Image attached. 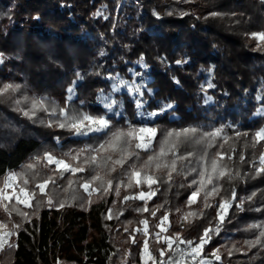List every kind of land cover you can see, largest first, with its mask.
<instances>
[{"label": "trees", "instance_id": "16d2710c", "mask_svg": "<svg viewBox=\"0 0 264 264\" xmlns=\"http://www.w3.org/2000/svg\"><path fill=\"white\" fill-rule=\"evenodd\" d=\"M261 31L264 0H0V87L20 85L0 95V180L9 172L22 174L29 188L47 177L55 180L46 190L54 206L39 194V203L33 201L31 207L6 201V211L0 204V222L15 230V246L0 249V264H142L145 240L158 258L161 247L167 249L156 235L164 214L175 248L162 259L170 262L179 257L177 247L188 246L176 235L198 242L205 228H216L218 205L224 200L231 207L203 254L210 264H264V238L255 247L246 243L264 231L250 227L264 224V174L255 175L264 141L252 146L255 131L264 127V42L251 35ZM117 79L124 88H117ZM128 83H140L141 94ZM70 86L76 95L69 101ZM101 93L114 95L111 110L101 103ZM43 98L67 104L70 114H106L110 128L80 136L46 126L55 119L41 106L32 118L24 114L33 99ZM154 111L159 114L147 115ZM129 124L157 129L149 148L121 141L98 153L84 152L72 163L85 171L75 174L53 172L55 165L42 159L46 152L64 158V153L75 155L86 146L98 148L112 131L127 130ZM189 127L198 132L168 137L165 154L159 155L168 132ZM216 128L223 129L220 136H203ZM237 132L248 135L237 137ZM217 152L227 153L220 163L228 165L233 179L215 181L218 194L211 193L205 180L189 205V196L199 187V172L215 175L211 162ZM128 153L138 156L129 158ZM92 156L96 162L85 163ZM149 156L154 159L145 166ZM172 160L176 171L167 181L171 168L163 165ZM133 165L140 175L130 181ZM97 173L101 179L85 192L81 185ZM147 175L160 177L151 186L154 195ZM193 179L197 185H191ZM142 191L151 198L140 200ZM205 192L211 193L210 207H205ZM61 201L64 207H59ZM145 205L150 210L162 207L153 217L137 210ZM13 207L28 213L27 218ZM142 220L148 221V235L140 231ZM217 248L219 261L211 255ZM190 260L186 264H196Z\"/></svg>", "mask_w": 264, "mask_h": 264}, {"label": "snow or ice", "instance_id": "6c2138e0", "mask_svg": "<svg viewBox=\"0 0 264 264\" xmlns=\"http://www.w3.org/2000/svg\"><path fill=\"white\" fill-rule=\"evenodd\" d=\"M215 15V14H214ZM254 38H256L260 42H264V31L258 32V33H252L251 34ZM257 47H260V44L258 43ZM3 62V54L0 53V63ZM75 84V82H73ZM209 87H212L211 84H209ZM20 88V85H12V84H5L3 87H0V95H4L8 93L9 91H17ZM139 91V89H136ZM67 92L69 93L67 99L70 101L72 99V94H74V87L70 86L67 89ZM101 97L104 99H107L106 97H103V93H101ZM28 98L25 97V100ZM36 100L33 99L32 104L33 107L29 109V111L24 112L26 116H29V118H32L33 116L36 115L35 109L37 106H41L42 110L45 112H48L51 116L56 117L55 120H49L46 124L48 127L56 126L59 128H67L68 130L74 132L76 135L80 136H86L88 133L91 132H105L110 128V120L107 118L106 114L105 115H92L88 112H73L69 113L67 104L64 107H57L55 105V102L53 101L52 104L53 106L51 108H48L44 105V100ZM208 99H211L210 97ZM17 104L20 103V101H16ZM83 103V102H81ZM109 109H111V105L108 104L106 105ZM137 107H142V104L138 101L137 102ZM167 107H171V105H167ZM22 110V109H21ZM23 111V110H22ZM160 111H163L161 109ZM158 112H151L148 113L147 115L149 117H154L158 115ZM143 115V113H141ZM44 123V121H41ZM223 129L222 128H216L212 132H205L203 133L204 137H218L221 135ZM157 129L154 127H149L146 124L140 127H136L132 124L128 125L127 130L125 129H117L115 131L111 132L110 139L105 141L104 143L100 144L98 148H92L91 146H86L84 149H80L73 155L71 152L69 153H64V158H57L50 152L44 153V156L42 159L46 160L48 164H54L55 168L53 169V172H57L60 175H62L64 172H72L73 174L77 172H83L85 171V168L80 166L79 164L74 165L72 161H78L81 154L84 152H99L100 149H104L106 145H112L115 146L116 143L123 141L125 144L131 145L133 141H135V148L137 149H147L151 146L152 140L155 138ZM198 132L197 128L194 127H189V128H184L180 130H172L167 133V137L165 138V141L161 143V148H160V153L159 155L163 156L165 154V147L164 144L167 143L168 137L176 136L177 138L181 136H188V134H196ZM248 133H236L237 137L240 136H247ZM225 141H227L228 137H224ZM261 141H264V127L259 128L257 131H255L254 136H253V147H255L256 144L260 143ZM211 146V145H209ZM221 148H223V144L220 145ZM132 155H137L136 153H128L129 158ZM193 153H188V156H192ZM206 155V154H205ZM227 155V153H222V152H217L215 154V157L212 159L211 162V172L214 173L215 175L207 174L206 171H200L199 172V177L200 182H199V187H197L196 190H194L191 195L188 198V204L191 205L196 202V198L198 196V193L201 188L204 187V182L205 180L207 181L208 184L212 185L211 188V193H219V186L215 183L217 180H222V179H228L231 180L233 179V174L232 170L228 167L227 164L220 163L224 156ZM186 157H180V159H185ZM39 159V158H38ZM108 159H111V157H108ZM154 159L153 156L148 157V161L145 162V166H147L148 163H150ZM203 159V157H202ZM228 159H231V155H228ZM240 159L243 160L244 157L243 155L240 156ZM96 162V157L92 156L88 159L85 160V163L87 164H92ZM259 162L260 166L256 168L255 170V175L259 176L264 174V152H261L259 156ZM117 163L123 164V161H117ZM28 168H33V164L27 165ZM162 167L161 164H157L156 168L160 169ZM163 167L171 168V171L167 172V181H171L172 179V172L176 171V161L172 160L171 165H163ZM115 171V169H113ZM193 172L196 171L195 168L192 169ZM140 175V172L137 171L136 166H132V172L129 174V180L131 181L132 178L138 177ZM236 176H239V173H235ZM101 177L99 173L91 177V180L85 181L81 187H83L85 192H91V184L93 181L100 180ZM20 181L19 184H17V181ZM145 182L149 185V191H151V194L154 195L155 191L152 190L151 186L160 182V177H154L152 175H147L145 177ZM55 180L52 177H47L43 179L41 182L36 183L34 188H29V180L27 178L22 179V174L15 173V172H10L7 175H5L2 180H0V204H3L4 208L6 211H8V203L4 202H9L11 203L13 200H15L17 205H24L25 207H31L33 201H38V194L39 196H47V204L49 206H54L53 205V199L50 194L46 191L49 184H54ZM71 183V182H70ZM107 185L109 188L112 186V181L109 179L106 181ZM140 181L137 180V184H139ZM197 180L193 179L191 181V185H197ZM183 186V185H182ZM107 191V189H105ZM116 193L119 195V188H116ZM211 193L205 192L204 196V201H205V207H210L211 205L208 204V195ZM255 195V194H253ZM233 199H235V192L232 194ZM138 198L142 201H145L146 199H150L151 196L148 194V192H140L138 194ZM125 200L130 199V197L125 196ZM250 199V198H249ZM91 201L89 200V203ZM240 205H238L239 207ZM59 207H64V202L61 201L59 203ZM162 206H158L156 210H150L147 205L145 207L137 209L138 211L141 212H147L150 211L151 215L153 217L156 216V212L159 210V208ZM229 207H231V204L227 201L224 200L218 205V212H217V217L219 220V223L217 224L215 229L212 228H205L203 235L200 236L198 242H194L192 240H185L180 238V234L176 235V240L179 241V243H184L188 245V249H180V255L181 259L191 258L192 261L196 262V264H210V262L207 260L206 256L203 254L204 252V246L208 243L211 242L212 240V233L213 231L215 232L216 235H219L220 231V225L224 221V217L228 212ZM13 210L17 211V213L22 216L27 218L28 213L23 212L15 207H13ZM257 211H260V209H256ZM111 211V210H109ZM109 219H111V215L108 216ZM169 217L168 214H164L162 217H160V223L156 225V227L161 229V232L166 231V228L163 227L164 223L168 221ZM141 224L144 225V234H148V221L147 220H142L140 221ZM16 229L19 228V225L15 226ZM251 228H264V224H253L250 226ZM6 224L3 222H0V248H3L5 244H7L8 247H14L15 245L12 243H9V239L15 234V230L13 229H8ZM127 230V229H125ZM157 237H160V233L156 234ZM262 238H264V231H260L259 235L256 237L254 241H247L246 243L248 246L255 247L258 244H262ZM164 243L167 244V249L165 250L163 247L159 250V257L155 256L149 249V244L145 240L143 243L140 257L142 264H168L163 257L167 254V252H172L173 251V239L171 237H164ZM133 243H137V240L135 237L132 238ZM219 248L215 249L211 255L215 257L216 260H220L221 256L219 255ZM231 255V251L228 253ZM175 264H180L179 261L175 262Z\"/></svg>", "mask_w": 264, "mask_h": 264}, {"label": "rangeland", "instance_id": "374dc122", "mask_svg": "<svg viewBox=\"0 0 264 264\" xmlns=\"http://www.w3.org/2000/svg\"><path fill=\"white\" fill-rule=\"evenodd\" d=\"M117 81V88H119V89H122V88H124L125 86L120 82V80L119 79H117L116 80ZM126 83V82H125ZM125 85H127V83L125 84ZM141 86H140V83H137V84H135V85H133L132 83H128V88L129 89H134V92L135 93H138V94H141V92H142V88H140ZM139 89V91H137L136 89ZM75 95H76V92H75V90H74V94H72V98H74L75 97ZM103 97H106L107 99H104V98H102V100H101V103L103 104V105H108V104H110L111 105V109H112V107L114 106V95L112 94V93H110V94H104L103 95ZM44 99V98H43ZM52 100L51 99H49V98H46L45 100H44V104L46 105V107H48V108H51L52 106H53V104H52ZM55 105L59 108V107H62L60 104H57V103H55ZM108 108V107H107ZM109 109V108H108ZM111 109H109V110H111ZM51 119H56V117H53V116H51ZM147 126H149V127H151L150 125H147ZM10 173V172H9ZM91 190H92V188H91ZM163 227H165L166 228V231H164V232H161V229L159 228V231L157 232V233H160V240H164L163 238L164 237H170V236H167V228H168V221H166L165 223H164V225H163ZM143 229H144V225H143V227L141 228V232H143L144 233V231H143ZM5 230H8V229H5ZM148 235V234H147ZM13 240H14V238H13V236L9 239V243H13ZM6 245V244H5ZM173 248H175V246L173 247ZM1 249V248H0ZM180 249H185V250H187L188 249V246H185L184 248H176V252H177V254H178V258H176L175 260H173V261H170V262H168V260H166V259H164L166 262H168V264H175V262H177V261H179L180 262V264H186L187 263V260H189V259H191V258H185V259H181V255H180ZM190 261H192V260H190Z\"/></svg>", "mask_w": 264, "mask_h": 264}]
</instances>
